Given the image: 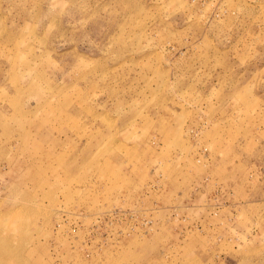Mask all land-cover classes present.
Returning a JSON list of instances; mask_svg holds the SVG:
<instances>
[{
	"label": "rangeland",
	"instance_id": "rangeland-1",
	"mask_svg": "<svg viewBox=\"0 0 264 264\" xmlns=\"http://www.w3.org/2000/svg\"><path fill=\"white\" fill-rule=\"evenodd\" d=\"M0 264H264V0H0Z\"/></svg>",
	"mask_w": 264,
	"mask_h": 264
}]
</instances>
